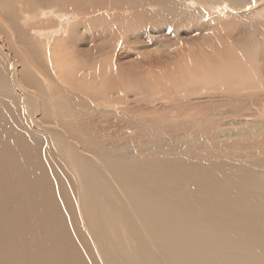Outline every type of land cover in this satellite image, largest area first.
Wrapping results in <instances>:
<instances>
[{
  "label": "bare ground",
  "instance_id": "bare-ground-1",
  "mask_svg": "<svg viewBox=\"0 0 264 264\" xmlns=\"http://www.w3.org/2000/svg\"><path fill=\"white\" fill-rule=\"evenodd\" d=\"M220 1L0 0V264H264V0Z\"/></svg>",
  "mask_w": 264,
  "mask_h": 264
},
{
  "label": "rangeland",
  "instance_id": "rangeland-1",
  "mask_svg": "<svg viewBox=\"0 0 264 264\" xmlns=\"http://www.w3.org/2000/svg\"><path fill=\"white\" fill-rule=\"evenodd\" d=\"M215 1L218 2V1H220V0H215ZM215 1H214V0L212 1V0H211L212 3H215ZM223 1H224L225 4L227 3V6H229V8L231 7V3H230V2H232V3H233V1L236 2V0H232V1H231V0H228V1H227V0H226V2H225V0H223ZM229 1H230V2H229ZM244 1H245V0H244ZM221 2H222V1H220V2H218L217 4H214V5H218V4L221 3ZM235 2H234V3H235ZM228 3H230V4L228 5ZM234 3H233V4H234ZM32 94H33V93H32Z\"/></svg>",
  "mask_w": 264,
  "mask_h": 264
}]
</instances>
